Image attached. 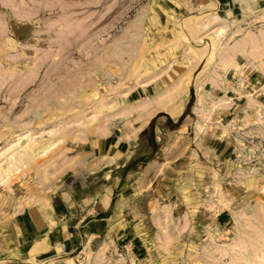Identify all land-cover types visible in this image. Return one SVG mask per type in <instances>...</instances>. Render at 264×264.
Segmentation results:
<instances>
[{
  "label": "rangeland",
  "instance_id": "obj_1",
  "mask_svg": "<svg viewBox=\"0 0 264 264\" xmlns=\"http://www.w3.org/2000/svg\"><path fill=\"white\" fill-rule=\"evenodd\" d=\"M31 215L58 264H264V0H0V264Z\"/></svg>",
  "mask_w": 264,
  "mask_h": 264
},
{
  "label": "crops",
  "instance_id": "obj_2",
  "mask_svg": "<svg viewBox=\"0 0 264 264\" xmlns=\"http://www.w3.org/2000/svg\"><path fill=\"white\" fill-rule=\"evenodd\" d=\"M18 228L20 230H17L16 242L18 249L23 253L22 263L58 264L62 262V256L57 253L56 245L64 243L56 238V234L51 232L53 230L44 232V229L38 226L32 215L18 223ZM66 242L71 247L70 241L67 240ZM7 246H10L9 242Z\"/></svg>",
  "mask_w": 264,
  "mask_h": 264
},
{
  "label": "trees",
  "instance_id": "obj_3",
  "mask_svg": "<svg viewBox=\"0 0 264 264\" xmlns=\"http://www.w3.org/2000/svg\"><path fill=\"white\" fill-rule=\"evenodd\" d=\"M162 115H163V113H158L156 116H154L153 119H152V121H151V124H150L146 129H144V130L142 131L141 136H144L147 132L151 131V132L154 134V137H155L154 140H155L156 142H158V137H157V135L155 134L154 127H155V125H156L157 120H158ZM147 141H148V142H147ZM146 142H147L148 146L150 145L149 148H148V150L150 151V152H149L150 156L148 157V159H151V158H153L154 153H155V151H156L157 148H156L155 143H154L153 140L150 142V138H148V139L146 140ZM157 144H158V143H157Z\"/></svg>",
  "mask_w": 264,
  "mask_h": 264
},
{
  "label": "bare ground",
  "instance_id": "obj_4",
  "mask_svg": "<svg viewBox=\"0 0 264 264\" xmlns=\"http://www.w3.org/2000/svg\"><path fill=\"white\" fill-rule=\"evenodd\" d=\"M162 105L164 106V104H162ZM164 107H166V106H164ZM182 108H183V105L181 103H173L167 109H168V111H170L172 113V115H178L181 112Z\"/></svg>",
  "mask_w": 264,
  "mask_h": 264
}]
</instances>
